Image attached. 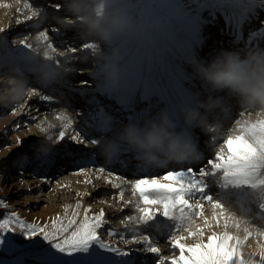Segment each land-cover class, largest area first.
<instances>
[{"label": "rangeland", "instance_id": "obj_1", "mask_svg": "<svg viewBox=\"0 0 264 264\" xmlns=\"http://www.w3.org/2000/svg\"><path fill=\"white\" fill-rule=\"evenodd\" d=\"M31 2V12L39 11V15L43 16L38 22H34L33 18L31 20L25 18V15H29V13L31 15L29 10L21 11L18 6L9 8L0 4V46H7L13 40L21 39H26L27 42L29 40L33 46H36V36L40 31L49 33L50 41L55 44L58 50L67 49L82 43L92 45L93 39L83 36L84 28L76 21L75 17L65 11L64 8L57 12L52 6L54 2L63 5V0H31ZM94 2L102 11L105 10L103 0H94ZM115 4L123 7L134 21H141L143 19L141 13L147 14L145 23L154 17L161 18L166 24L165 28L170 31V34L171 32L173 33L175 24L180 22L184 23L188 32L200 42L196 56H198L199 60L202 62L210 61L219 53L217 50L214 51L211 49V44L219 48L229 47L231 51H238L243 54L246 52H254L258 49L250 47L249 45L246 46L245 38L248 40H256L260 37H264V0H115ZM224 13L230 16V21L234 20L236 16L241 19L239 23L235 22L236 25L234 26L236 31L234 34L228 33L226 30L227 28H224L218 21L219 16L222 17ZM65 18L72 19L76 22L72 25L65 26L57 22L58 19ZM27 20L28 24L22 25ZM57 26L58 30L55 31L54 28ZM153 30L154 29L145 28L143 32L129 38L128 44L118 52L120 59L132 53L141 44L140 41H142L146 35L151 34ZM64 36H70V38H68L69 42L63 41ZM229 40H232L229 44L230 46L225 45L224 42ZM40 47L43 48V45L41 44ZM15 51L18 52L17 49H15ZM105 51H107V49H105ZM208 51L210 52L209 55L207 53ZM84 52L86 54L84 59L79 58V54H81L82 51H77L73 58L66 59L67 66L64 67L63 64L60 66L61 72H64V75L70 77L74 76V78L72 77L70 79V82L79 83V80L83 77L90 78L91 83L83 88L91 89L92 94L87 98H83L82 101L84 106L87 107L86 110L91 113L90 117H92V124L86 125L82 120L83 113L86 111H84L82 107H78L72 101H69L67 109H69L70 115H73L81 122L82 125L78 128L79 131L84 132L86 136L98 139L102 137L104 134L103 132H109L112 127H104V129L99 130L93 123L101 113L107 116L110 115L113 119L112 122L117 121L122 125L129 122V115L132 114V106L128 105L124 108L123 105H116L117 103H114L113 100H108L107 95H102V97L99 96L96 89L97 83L95 80L96 70L93 64L95 60L93 50L89 49ZM65 55L72 56L71 53H65ZM170 64L179 66L185 72L187 71L190 73L191 71L189 67L181 63L176 55L170 57ZM2 75L3 72L0 71V77H2ZM193 79L197 82L195 84L196 87L202 90L200 82L194 77ZM66 82L69 83V80H66ZM61 84L62 83L59 81L55 85L60 86ZM3 87L4 85L0 84V88ZM30 87H34L42 94H46L44 88L34 82L30 83ZM202 91V98L206 99L207 95H214L209 93L206 88ZM28 96L31 95H26L16 102L0 104V219L14 213L26 223L38 222L36 223L38 226L45 227L47 231L51 232L53 221L56 220L57 217H60L62 222H66V218H69L68 212L62 210L63 204L73 203L72 191L68 187L67 181L70 180L72 183L81 187L88 179L89 172L86 168L88 164L91 163L90 158L93 155L87 159H80L74 164L58 165L54 168L38 165L36 163L37 159L48 156V154L45 155L48 152L46 150V145L57 148L52 155L57 154L58 151L61 150V146L58 145L56 141L58 135L55 124L56 119L47 120L43 118L47 112V105L55 104L56 102L54 100L40 101L37 97L31 96V98H28ZM27 98L29 99L28 105H24L22 109H20L21 104ZM65 98H69V95H66V92H60L57 100L61 101ZM223 99L222 97L219 108L211 112V116H220L222 119L218 120V127L215 130L208 131L206 134L201 133L199 130L194 134L197 136L196 140L199 139V142L203 143V145L200 144L202 148L210 144L211 136L213 137L214 134L218 133L225 134V129L229 131L230 126L240 120V107L233 106L231 102L235 99L231 98V96H229V100L231 101H224ZM140 106L145 110L142 118L147 116L150 112L162 108L161 103L153 97V94H151L148 100H144ZM81 109L82 112H84L79 115V110ZM256 111L258 110L255 109V112ZM249 113L250 112L245 111L243 117L252 115V113ZM37 125L48 127V131L51 129L53 132L50 133L47 131L44 134L42 133V140L31 143L29 138L31 136H36L34 133L38 130L36 127ZM113 127L115 128L116 126ZM208 136H210L209 139H207ZM70 138L71 135L68 137L66 135V141L64 143H74L72 141L70 142ZM221 138L222 139H218L217 141H223V139H225L224 135H222ZM18 140L24 141V146L17 144ZM33 144L34 146L31 151H28L26 146ZM80 147H83L86 152H93L96 149H93V146L90 144L81 145ZM88 147L90 149L87 150ZM37 149L38 151L36 152ZM209 156V153L204 151V153L200 155V158H197V160L192 163L193 168H199L206 163ZM131 158V156H128L125 160H130ZM92 162V165L99 164L102 167L109 165L105 163L101 156L99 158L92 157ZM121 168H127L126 170L128 171V167H125V165H121ZM134 173L135 172H132L130 175L132 174L135 178L136 175ZM35 185H38V189H35ZM100 187L101 188H97L94 182L92 186H90V195L86 204L90 212L87 216L90 218L93 217L91 216L93 211L104 207L108 208L111 212L121 208V213L117 215L116 218H112L111 215H105L104 223L98 230L100 239L105 244L112 247H118L121 250H132L131 256L136 260L135 264H147L148 261L146 258L136 256V254L143 251L139 250L142 247H138L133 239L137 238L134 237L135 231L138 230L141 232L143 227L142 225H137L127 220L129 216L136 217V206L139 204L138 194L133 195L129 190L123 191L122 194L124 197L128 198L131 202H123L121 200L116 204L108 194L101 192V190L108 191L109 186L102 184ZM140 207H143V205L141 204ZM261 211V208L248 207V219L256 222V224L261 222ZM84 216L85 213L81 214L77 220H82ZM32 217L36 219H32ZM245 223L249 224V222ZM223 224L220 230H217V232L213 230V233L222 234L227 231L230 235L238 237L241 242L238 248L241 258L250 261L251 264H260L259 252L264 248V236L250 237V235H248L247 239H245V232L239 234V230L242 229L241 226L237 228L235 224H229L230 226L225 229ZM57 226H59V224ZM162 227L163 225H161L160 229ZM109 231L114 232L115 235L109 236L107 234ZM14 233L15 235L9 233V238L15 240L14 244L0 246V264H36L38 260L44 259L36 249L26 247V245L33 244V240L25 241L19 235V228H14ZM35 240H40V235L35 237ZM124 240L128 242L125 243L123 242ZM232 243H235V241ZM41 246L43 248L49 247V245L42 241ZM143 253L146 254V252ZM160 256H162L165 264H167L171 259L178 256V250H173L167 252L164 256ZM63 259L67 261L70 258L64 257ZM156 259V255H154L152 257L154 263Z\"/></svg>", "mask_w": 264, "mask_h": 264}, {"label": "snow or ice", "instance_id": "obj_2", "mask_svg": "<svg viewBox=\"0 0 264 264\" xmlns=\"http://www.w3.org/2000/svg\"><path fill=\"white\" fill-rule=\"evenodd\" d=\"M57 12L61 11L63 5L53 3L52 5ZM7 7V5H5ZM25 8L29 5L25 4ZM39 11H32L31 16L27 19L31 20L37 17ZM39 44L43 45L45 55L52 54L56 57L71 59L77 51H87L93 48L88 43L78 44L67 49L58 50L53 42L50 41L49 33L40 31L36 36ZM21 46L31 48L26 39H21ZM65 53H71L72 56H65ZM57 54H60L57 56ZM82 87H87L91 81L88 77L79 80ZM30 95L37 97L40 101H50L51 96L42 94L38 89L31 87ZM240 115H244L242 112ZM62 122L56 141L61 146V150L57 154H50L48 157L36 160L38 165L48 168H54L58 165L74 164L80 159H87L92 152H86L81 145L90 144L95 149L98 142L97 138L86 136L83 132L76 130L71 136V141L67 143L66 132L72 127L73 121L65 113H61L54 117ZM242 124L235 136L230 135L223 140L222 146L214 153V159H208V168L201 167L197 170L189 166L187 170H170L166 174L156 177L134 178L129 180L127 177L115 175V179L121 180L122 183H131V191L133 195L139 197V204L136 210L138 216L127 217L128 221H132L137 225H144L148 229L153 228V222L159 217L172 222L174 225L169 234L168 244L173 250H178V256L171 259L167 264H251L241 258L238 251L240 240L238 237L230 235L227 231L222 234H212L207 236L204 242L203 227H211L210 220L203 214L204 203H208L213 210L211 219L219 222L220 219L225 221L224 227L227 229L229 221H232L237 228L240 227L241 221L225 212L222 205L215 201L212 194L207 192L209 185L205 181L206 176L221 175L225 181H231L236 184H249L252 181L260 185H264V119H258L257 122L237 121ZM42 133L48 131L47 128L39 125ZM24 141H17V144L24 146ZM33 145H27V150L31 151ZM98 172H109L101 167ZM106 183H111L106 180ZM118 187L119 185H113ZM253 186H256L253 184ZM122 198V197H121ZM143 207H140V205ZM79 208V205H77ZM264 210V204L260 205ZM85 216L82 220H77L78 213L74 212L72 218H66V222H62L60 217L53 221L52 231H47L45 227H40L36 223H26L17 217L14 213L6 215L0 219V246L11 245L15 243L14 239L9 238V233H14V228H19V235L25 240H33L34 243L26 245V247L36 249L44 259L38 260L36 264H135L131 258L132 250H121L118 247H112L105 244L98 235V230L104 223L105 213L101 211L93 217ZM264 212V211H261ZM193 218H199L203 221V227L197 225L192 227ZM59 224V226H57ZM245 239L250 235L248 228L244 229ZM186 233L177 235L176 233ZM42 234V235H41ZM109 236L115 233L109 231ZM264 236V232L260 233ZM40 235V240L35 237ZM134 242L141 243L143 247L140 251L156 255L155 264H165L161 258V250L159 247L153 246L149 235L133 238ZM194 239L191 244L184 243L185 240ZM41 241L48 248L41 246ZM235 241V243H232ZM123 242L127 243V240ZM260 264H264V248L259 252ZM70 258L65 261L63 258ZM116 257V258H114Z\"/></svg>", "mask_w": 264, "mask_h": 264}, {"label": "clouds", "instance_id": "obj_3", "mask_svg": "<svg viewBox=\"0 0 264 264\" xmlns=\"http://www.w3.org/2000/svg\"><path fill=\"white\" fill-rule=\"evenodd\" d=\"M103 2V11L94 0H63V8L83 26V36L93 39L95 80L97 87L107 94L114 91L121 80L120 56L112 47L113 42L132 38L145 28L162 29L166 24L155 17L145 23L146 13H141V21H134L123 7L115 4V0ZM76 21L65 18L57 22L65 26ZM17 48L24 51L16 52ZM185 60L191 76L200 82L202 90L225 93L246 108L257 109L259 116H264V50L243 54L225 50L207 62L191 55ZM0 71L3 72L0 84L4 85L0 88V104L16 102L29 95L30 83L48 88L57 84L61 77V66L55 56H46L45 49L39 45L22 47L21 40L0 46ZM192 97L191 102L181 100L178 104L179 122L160 108L140 121H130L118 128L112 126L95 145L101 158L105 163L114 164L131 156L137 167L145 169L194 163L201 155L194 134L197 130L206 134L213 127L209 114L219 108L221 97L207 95L201 100L200 93H193ZM106 120L111 125L110 115ZM36 127L39 130V125ZM34 134L41 136L39 131ZM50 152L51 149L45 155Z\"/></svg>", "mask_w": 264, "mask_h": 264}, {"label": "bare ground", "instance_id": "obj_4", "mask_svg": "<svg viewBox=\"0 0 264 264\" xmlns=\"http://www.w3.org/2000/svg\"><path fill=\"white\" fill-rule=\"evenodd\" d=\"M36 1V0H34ZM11 3V5H10ZM31 0H0V4L5 7L12 8L13 6H18L19 10L24 11H30L31 12ZM28 4L29 7L25 8L24 5ZM31 16L25 15V18ZM229 15L224 13L222 17L219 16L218 21L221 23L224 28H227V32L234 34L236 31V28L234 25L235 22H240V17H235L234 20H229ZM43 18V16L38 15L37 17H33L34 22H38ZM164 23V21H162ZM28 24V20L24 22L22 25ZM186 25L184 23H177L175 24L173 28V33L168 31L165 27L162 29H154L153 32L149 35H146L145 38L140 41V45L130 54H128L126 57L120 59L118 68L121 70V80L119 82L118 87L107 94H104L101 89L96 87L99 96L102 97V95H107L108 100L112 101L114 103H117L116 105H123L124 108H126L128 105H131V112L132 114L129 115V122L130 121H140L142 119V116L145 113L144 108L140 106V104L144 100H148V98L153 94V97L161 103L162 108H164L166 111L170 113V115L173 116L174 119H176L179 122V116L177 113V106L181 102V100H189L190 102L194 99L192 97L193 93H200V99L204 100L205 98H202L203 91L198 89L196 87V81L193 79L190 73L187 71H183L179 66L170 64V57L172 55H176L178 59L181 61L182 64H185V66L188 67L185 57L188 55H191L195 57L197 60H199L198 56H196L197 49L200 45V42L195 39L186 29ZM55 31L58 30V26L54 28ZM68 38L70 36H64L63 41L69 42ZM35 41V40H34ZM245 45L250 46L253 48H258L257 51L264 50V37H260L259 39H246L245 38ZM29 42V40H28ZM129 38H124L122 40L114 41L112 44V47L115 48L118 52L128 44ZM230 42L232 40L224 42L225 45L230 46ZM239 42V40H238ZM237 42V43H238ZM31 43V42H30ZM228 43V44H226ZM202 44V43H201ZM36 45H41L38 42H36ZM224 45V44H223ZM211 49L214 51L217 50V52L225 51V50H231L229 47H217L214 44L210 45ZM227 48V49H226ZM19 53H22L24 51L23 48H17ZM233 51V50H232ZM208 55L210 52H207ZM58 54L57 56H59ZM65 55V54H64ZM85 52H82L79 54V58L85 57ZM212 55V54H211ZM67 57V55H65ZM67 58H61L56 57V61L59 63V65H62L65 67L68 64L66 63ZM93 64L95 66V60L93 61ZM74 78V76H72ZM70 76L64 75V72H61V77L59 78V81L62 83L60 86L53 85L48 88H44V91L47 95L51 96L52 100H54L55 104H48L47 105V112L46 115L43 116V118H46L47 120H53L55 116L65 113L69 116V118L73 121L72 127L67 129L66 135L67 137L69 135L75 134L76 128H78L82 125L81 122L75 118L73 115L69 114V109H67L69 105V101H72L74 104H76L78 107H82L85 111L87 109L86 106H84V103L82 101L83 98H87L89 95L92 94V90L88 88H83L80 83L70 82V79L72 78ZM66 80H69V83L66 82ZM97 86V85H96ZM60 92H66V95H69V98H65L64 100L58 101L57 98L60 94ZM78 93V94H77ZM213 96H219L223 97L224 101L229 100V96L225 93H212ZM221 97V99H222ZM28 98H31V96H28ZM26 99L22 104L21 108L24 105H28V100ZM228 98V99H227ZM234 98V97H231ZM235 99V98H234ZM231 101V100H229ZM233 106L240 107V114L243 112L245 114V111H248L252 113V115L243 117V115H240L241 122L247 121V122H257L258 119H264V116H259L258 111L255 112V108L248 109L245 106H242L236 99L231 101ZM239 104V105H238ZM123 108V109H124ZM83 111V112H84ZM17 112V110H16ZM82 109L79 110V115L83 113ZM249 113V114H250ZM91 113L86 110L83 113L82 120L86 123V125L92 124V117ZM105 114H100L95 122H93L99 130L104 129V127H111L116 126L117 128L121 126L120 123L112 122L111 125L107 122ZM113 120V119H112ZM209 120L212 122L213 127L209 129L215 130L218 127V120H222L220 116H211V113L209 114ZM115 121V120H114ZM236 122V121H235ZM56 128L57 133L61 130L62 122L56 120ZM118 125V126H117ZM242 124L234 123V125L230 126V130L228 131L225 129L226 133H218L214 134V136L210 138L208 136L207 139H211L210 144L206 147H201L203 143L199 142V139L197 140L199 147V151L202 155L204 151L209 153L208 159H214V153L220 149L222 146L223 141H217L218 139H222V135H224V138L227 139L230 135L235 136L238 134L236 130H238L240 127H242ZM115 127V128H116ZM48 128V127H45ZM40 132V130H37ZM48 132H53L51 129ZM106 132V131H105ZM103 132V133H105ZM220 132V131H219ZM223 132V131H221ZM41 136H31L29 138V141L31 143H36L43 139L42 132ZM84 133V132H83ZM108 133V132H107ZM85 134V133H84ZM221 134V136H220ZM104 135V134H103ZM102 135V136H103ZM197 136H195V139ZM223 139V140H225ZM201 141V140H200ZM71 142V139H70ZM46 150L49 151L51 149V152L48 154H54V152L57 150V148L52 147L50 145H46ZM90 149L89 147L87 150ZM92 152V151H91ZM93 158H99L100 154L98 149L96 148L92 152ZM47 156V157H48ZM92 157L91 163L92 162ZM200 158V156L198 157ZM90 163V164H91ZM87 166L88 173V179L85 183H83L80 186H77L75 183H72V181L68 180L67 185L72 191L73 196V203L71 204H63L62 210L68 212V217L72 218L73 213L76 212L78 215L76 216V219L81 214L85 213V209H87V214L90 212V210L87 207V201L89 198V191L90 186H92V183H95V186L97 188H101L100 185L109 186L108 191L101 190L102 193H106L109 195L110 198L114 200V202L117 204L119 201L123 202H131L128 198L124 197L122 194L123 191L129 190L131 191V183H122L121 180L115 179V175H121L124 177H127L130 181L134 179V176L130 173L135 172L136 175L135 178H145V177H156L159 175L166 174L167 171L170 170H187L189 166H192L188 164L183 165H168L163 168L158 169H144L137 167L135 163L132 161V158L130 160H121L119 163L109 164L105 168L106 170H110L113 175L110 176L108 171H105L104 173H100L97 171V169L101 168L102 166L97 165H90ZM121 165H125L127 168H121ZM208 168L207 162L201 165L199 168H196L197 170V178H198V170L201 168ZM42 170V169H41ZM40 175V174H39ZM262 177H264V173L261 174ZM205 181L209 185L207 188V192L213 195L216 202L220 203L222 207L224 208L225 212L229 215L233 216L235 219H238L239 221H242L240 226L241 230H239V234H243L244 229L248 227L250 231V237H261V232H264V212H261L262 221L257 223L253 222L252 220L248 219V213L247 209L250 208H260V205L264 204L263 199V193H264V185H260L256 183V181H252L249 184H236L231 183V181H225L224 178L221 175L217 176H206ZM106 180H110L111 183H106ZM65 183V182H64ZM255 184L256 186H253ZM113 185H119L118 187H114ZM87 186V188H86ZM35 189H38V185H35ZM213 191V193H212ZM215 191V192H214ZM133 194V193H132ZM217 194V195H215ZM122 197V198H121ZM256 203V206H255ZM77 205H79V208H77ZM101 211L105 213V215H111V217H117L121 213V208L117 211H109L108 208L104 207L102 209L93 211L91 213V216L98 215ZM264 211V210H262ZM203 214L206 218L210 220L211 227H203V221L199 218H193L192 227H195L197 225L203 227L204 230V242L207 240V236L212 234H217V230H220L221 226L225 221L223 219H220L219 222L216 220H212V214L213 210L211 209L210 204L204 203L203 207ZM139 213L137 212L136 216H138ZM32 219H36L35 217H32ZM36 221V220H33ZM245 222H249L245 223ZM251 222V224H250ZM38 223V222H34ZM229 224H234L232 221L228 222ZM161 225L163 227L160 229ZM224 225V224H223ZM172 222L166 220L163 217H157L155 221L153 222V228L148 229L146 226L142 225V231H135V236L137 239L139 237H142L143 235H149L150 239L153 243V246L159 247L161 252L160 255H165L167 252L173 251V249L170 248V245L168 244L169 234L172 231L173 228ZM212 229V230H211ZM213 230L215 231L213 233ZM143 232V233H142ZM142 233V234H141ZM177 235L186 233H180L177 232ZM194 239L185 240L184 243L191 244L194 243ZM138 247H143L141 243L136 244ZM155 254L147 253L144 254L143 252H140L136 254L137 257H143L146 258L148 261L147 264H155L152 260V257ZM131 258L134 259L133 256ZM162 258V256H161ZM168 259V258H166Z\"/></svg>", "mask_w": 264, "mask_h": 264}]
</instances>
